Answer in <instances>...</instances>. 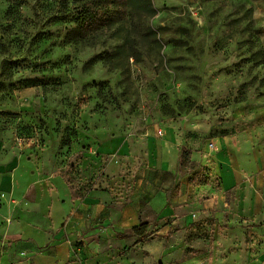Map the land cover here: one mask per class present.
Here are the masks:
<instances>
[{"label": "rangeland", "instance_id": "rangeland-1", "mask_svg": "<svg viewBox=\"0 0 264 264\" xmlns=\"http://www.w3.org/2000/svg\"><path fill=\"white\" fill-rule=\"evenodd\" d=\"M152 2L157 13L146 26L128 12L129 41L110 36L125 25L112 22L94 45H82L68 40L80 0H0L4 156L32 162L50 189L57 179L75 205L104 196L108 209L117 207L138 183L222 189L211 143L252 134L264 148V0ZM170 141L178 161L164 172L156 154ZM263 189L264 171L225 192L224 217L182 239V263L264 264ZM239 198L244 205L232 218ZM32 201L10 197L14 210ZM17 221L11 214L0 226ZM95 240L83 243L94 251ZM16 242L0 240V264L53 256L51 245L19 252Z\"/></svg>", "mask_w": 264, "mask_h": 264}, {"label": "crops", "instance_id": "crops-1", "mask_svg": "<svg viewBox=\"0 0 264 264\" xmlns=\"http://www.w3.org/2000/svg\"><path fill=\"white\" fill-rule=\"evenodd\" d=\"M257 143L256 136L247 134L221 139L218 147L209 145L210 150H216L213 173L221 178L222 189L207 186L199 191V187L185 190L178 186L159 190L153 184L138 183L129 201L110 209L104 196H99L98 202L75 205L67 200L57 179L52 180L50 189V181L33 171L32 162L16 155L4 156L0 143V221L11 214L18 220L14 227L0 226V240L18 241L13 249L19 252L51 245L53 256H37L38 264H183L186 244L182 239L198 231L204 220L224 217L222 211L228 206L222 200L224 193L235 190L244 177L264 171V148ZM156 158L161 160L160 169L170 172L178 161L177 148L170 141L163 151H157ZM243 185L239 196L245 198L251 190ZM262 192L257 197L263 199ZM11 196L33 201L14 210ZM204 197L208 200L203 201ZM243 205L239 198L230 216L238 215ZM90 208H94L92 216L87 214ZM142 224L149 225L145 236L133 235L132 230ZM152 233L157 237L152 238ZM92 239H96L94 251L83 243Z\"/></svg>", "mask_w": 264, "mask_h": 264}, {"label": "trees", "instance_id": "trees-1", "mask_svg": "<svg viewBox=\"0 0 264 264\" xmlns=\"http://www.w3.org/2000/svg\"><path fill=\"white\" fill-rule=\"evenodd\" d=\"M68 1V0H67ZM81 4L75 9L77 11V27L68 35L70 42L82 45L95 44L97 37L103 35L102 25L112 22L124 23L123 27L112 31L110 36L113 38L128 36L123 38L125 42L129 41L131 30L129 24L132 22V11L137 15L139 26H146V21L155 16L157 13L152 0H80ZM130 19V20H129ZM122 50V48H120ZM126 53V51H123ZM130 58L131 54H125ZM148 224H142L132 230L135 236H145Z\"/></svg>", "mask_w": 264, "mask_h": 264}, {"label": "built area", "instance_id": "built-area-1", "mask_svg": "<svg viewBox=\"0 0 264 264\" xmlns=\"http://www.w3.org/2000/svg\"><path fill=\"white\" fill-rule=\"evenodd\" d=\"M210 146L213 147V144H211Z\"/></svg>", "mask_w": 264, "mask_h": 264}]
</instances>
